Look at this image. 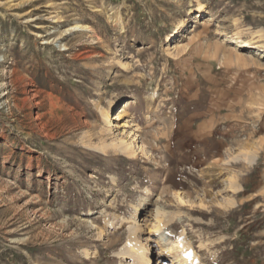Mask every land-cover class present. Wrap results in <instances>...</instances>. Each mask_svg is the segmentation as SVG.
<instances>
[{"label":"rangeland","instance_id":"374dc122","mask_svg":"<svg viewBox=\"0 0 264 264\" xmlns=\"http://www.w3.org/2000/svg\"><path fill=\"white\" fill-rule=\"evenodd\" d=\"M259 52L264 0H0V264H264Z\"/></svg>","mask_w":264,"mask_h":264},{"label":"bare ground","instance_id":"6f19581e","mask_svg":"<svg viewBox=\"0 0 264 264\" xmlns=\"http://www.w3.org/2000/svg\"><path fill=\"white\" fill-rule=\"evenodd\" d=\"M200 8L201 7H199V10H201ZM82 28H84V27H82ZM233 44H236V46H241V47L244 46V48H249L250 47L249 45H246V44L245 45L244 44H239L236 41H233ZM259 54H260V57H264V52H259ZM102 114H103L105 119H108L110 117L109 110H106ZM144 201L146 203V202H148V199L145 198ZM134 210L137 211V208L134 207ZM159 213H160L159 208L155 207L154 208V215H155L156 219H155L154 231L156 232V238H157L158 242H161V246H162L161 248L165 247L166 251H170L172 249L171 246L166 245V242L168 241V239H167L165 233L160 231L161 228H162L163 223L158 218ZM138 226H139V224H137V227ZM164 240H165V242H164ZM177 242H178V245L180 247L184 246V243L182 242V240L179 239V240H177ZM117 243H118V241L115 240L114 242H112L110 247L114 248V246ZM130 248L135 249V247H134V245L132 243L130 244ZM135 256H136L137 264H150V258L148 256L147 249L144 246H141V247H138V248L136 247ZM175 263L176 264H195L196 261L193 259V257L190 256V254L186 253V254H184L183 259L182 258H178L175 261Z\"/></svg>","mask_w":264,"mask_h":264}]
</instances>
